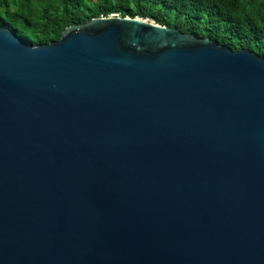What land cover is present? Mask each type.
<instances>
[{
  "label": "water",
  "instance_id": "95a60500",
  "mask_svg": "<svg viewBox=\"0 0 264 264\" xmlns=\"http://www.w3.org/2000/svg\"><path fill=\"white\" fill-rule=\"evenodd\" d=\"M0 264H264V57L118 15L38 46L0 25Z\"/></svg>",
  "mask_w": 264,
  "mask_h": 264
},
{
  "label": "trees",
  "instance_id": "16d2710c",
  "mask_svg": "<svg viewBox=\"0 0 264 264\" xmlns=\"http://www.w3.org/2000/svg\"><path fill=\"white\" fill-rule=\"evenodd\" d=\"M139 18L264 57V0H0V25L33 46L92 19Z\"/></svg>",
  "mask_w": 264,
  "mask_h": 264
}]
</instances>
